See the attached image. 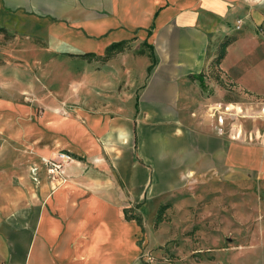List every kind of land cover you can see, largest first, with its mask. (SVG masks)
Segmentation results:
<instances>
[{
  "label": "crops",
  "instance_id": "1",
  "mask_svg": "<svg viewBox=\"0 0 264 264\" xmlns=\"http://www.w3.org/2000/svg\"><path fill=\"white\" fill-rule=\"evenodd\" d=\"M261 27L264 0H0V264H139L149 237L124 211L168 191H252L264 255ZM59 148L79 156L55 182ZM195 239L205 264L257 250Z\"/></svg>",
  "mask_w": 264,
  "mask_h": 264
},
{
  "label": "rangeland",
  "instance_id": "2",
  "mask_svg": "<svg viewBox=\"0 0 264 264\" xmlns=\"http://www.w3.org/2000/svg\"><path fill=\"white\" fill-rule=\"evenodd\" d=\"M261 34L264 38V31ZM18 37L20 39L30 38L29 35L26 34L19 35ZM13 38V34L4 32L2 37L3 41L1 42L8 44ZM251 66L252 68H256L254 63H252ZM256 71L263 75L264 78V62L259 64ZM28 103H30V101H28ZM38 104L42 105L41 102ZM42 107L45 106L43 105ZM37 112L38 115L41 114V112ZM74 117L77 118L76 113H74ZM61 152L68 153L71 158L79 156L66 148H59L55 150L53 156L44 157L41 162L43 171L55 182L63 178V173L62 175H60L61 173L50 174L47 171L45 161L47 160L46 158L61 161L59 158V153ZM65 164L66 162L62 164L63 170ZM0 166L4 168L6 164H0ZM32 168H35L33 172ZM30 170L32 178L33 176H37L36 171L38 170V166L32 164ZM233 191H231L228 197L226 195L223 197L221 193H192L191 191L176 193L175 191H168L161 193L158 199L145 208L129 207L126 216L138 217L145 229L146 236L149 237V242L146 246L143 240L140 242L143 250L139 256V264H205L204 261L209 258L202 253L198 254L192 250L197 243L195 238L202 236L201 244L204 246L206 243H209L207 245H210L215 242L214 239H221L222 235L227 231H231L241 244L256 245L257 248V250L253 249L250 251L245 250L246 248L244 247L241 252L243 256L236 260L234 264H264V255H261L259 252V248H261L259 245H261L262 242L255 240V236H253L255 232H257L258 224L252 223L249 218L253 216L252 211L254 210V206L251 207L250 210H247L246 214L243 204L239 205L240 202H245L241 201L245 196L247 204L252 206L254 203V193L252 191H247L246 194L241 195L238 190ZM207 201H209L210 204L208 206L209 208L206 206L208 204ZM180 202H187V208L178 209L177 203ZM191 202H195V205L191 206ZM161 206H166V208L161 216L162 222L156 226L155 218ZM234 207L236 208L235 210H233ZM239 215H246V217H248L247 220L241 222V225L235 223L237 222L235 218ZM197 216L200 220L194 222V218L197 219ZM248 235H250V237H248ZM244 238H249L250 240L243 241ZM221 259L225 260L224 264H229V259L227 257H221Z\"/></svg>",
  "mask_w": 264,
  "mask_h": 264
},
{
  "label": "trees",
  "instance_id": "3",
  "mask_svg": "<svg viewBox=\"0 0 264 264\" xmlns=\"http://www.w3.org/2000/svg\"><path fill=\"white\" fill-rule=\"evenodd\" d=\"M234 38L229 36V37H226L219 45V48H218V52H217V55L216 57L213 59L212 61V66H216L220 63L221 59L223 58L224 54H225V51H226V47L227 45L232 42ZM126 46V42L124 41H120V42H114V43H111L109 46H107V48L105 49V53H104V56L102 57L103 60L111 57L113 54L123 50ZM84 56L86 57H91V56H95L93 53H85L83 54ZM166 206H161L157 212V215H156V218H155V225L157 226L159 223L162 222V213L163 211L165 210ZM126 210L124 211V216L126 219L130 220V219H134L138 224H141V221L139 220L138 217L136 216H131V217H128L126 216Z\"/></svg>",
  "mask_w": 264,
  "mask_h": 264
},
{
  "label": "built area",
  "instance_id": "4",
  "mask_svg": "<svg viewBox=\"0 0 264 264\" xmlns=\"http://www.w3.org/2000/svg\"><path fill=\"white\" fill-rule=\"evenodd\" d=\"M241 26V20H238L237 25H235L236 29H239ZM261 33L264 31V27H261ZM1 48V45H0ZM50 158V157H49ZM59 158L61 161H55V159L51 160L46 158L47 160L45 161V165L47 166V171L50 174H55V173H61L60 175H62V173L64 172L63 170V163L67 162L71 159L70 155L68 153H59ZM63 162V163H61ZM32 172L35 170V168H32ZM59 175V176H60ZM34 180H37L36 176H33Z\"/></svg>",
  "mask_w": 264,
  "mask_h": 264
}]
</instances>
